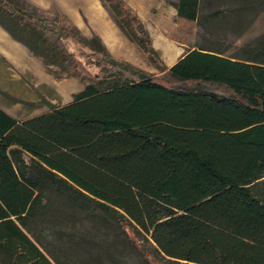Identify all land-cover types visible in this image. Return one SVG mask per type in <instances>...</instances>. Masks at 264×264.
Masks as SVG:
<instances>
[{
  "label": "trees",
  "instance_id": "1",
  "mask_svg": "<svg viewBox=\"0 0 264 264\" xmlns=\"http://www.w3.org/2000/svg\"><path fill=\"white\" fill-rule=\"evenodd\" d=\"M104 1L128 39L159 54L135 11ZM199 6L175 5L190 21ZM60 23L0 0L16 42L88 83L30 119L0 108V264H264V48L190 49L168 84ZM63 40L89 48L100 72ZM115 244L141 256L106 259Z\"/></svg>",
  "mask_w": 264,
  "mask_h": 264
},
{
  "label": "rangeland",
  "instance_id": "2",
  "mask_svg": "<svg viewBox=\"0 0 264 264\" xmlns=\"http://www.w3.org/2000/svg\"><path fill=\"white\" fill-rule=\"evenodd\" d=\"M19 1L26 7L37 8L43 15L59 17L60 26L74 24L87 39L95 35L100 38L86 17L92 2L102 3L113 20L109 3L104 0ZM123 1L138 14L159 54L150 56L136 42L128 39L117 24L115 33H105L107 43L104 39L100 40L114 58L147 71L157 81L170 84L166 68L172 67L190 49L207 48L222 51L229 57H243L252 49L264 48V0H200L199 15L195 21L178 16L175 7L178 0H131L137 11L128 4L129 0ZM7 9L14 11L8 5ZM76 18L81 21L79 25L73 22ZM47 37L51 38L50 34ZM63 41L67 51L76 55L92 74L100 72L97 57L91 54L89 48L75 41ZM23 47L19 46L15 63L0 56V108L19 121L45 114L52 107L74 102L73 95L81 91L87 81L72 77L57 66L45 65L41 57ZM217 89L228 93L223 88ZM111 239H114L113 234ZM50 250L56 255L52 247ZM112 253L106 259L141 256L128 245L121 247L115 244ZM60 260L64 259L60 257ZM80 260H88V255Z\"/></svg>",
  "mask_w": 264,
  "mask_h": 264
},
{
  "label": "crops",
  "instance_id": "3",
  "mask_svg": "<svg viewBox=\"0 0 264 264\" xmlns=\"http://www.w3.org/2000/svg\"><path fill=\"white\" fill-rule=\"evenodd\" d=\"M128 4H130L136 11L138 10L133 1L129 0ZM86 17H88L89 22L91 23L92 26H94L95 32L100 36L101 39L106 40L105 39L106 32L115 33V31L117 30V25H115V23L113 22L109 12L106 11V9H104L102 3L100 4V3L92 2L91 6H89V8L86 11ZM73 22L76 25H79L81 23V21L78 18L73 19ZM82 31L84 30L82 29ZM18 45L20 47H23V44L19 43L18 41L16 42L5 29L3 28L0 29V56L2 58L4 57L11 63H15V61L18 59L17 55L19 54Z\"/></svg>",
  "mask_w": 264,
  "mask_h": 264
},
{
  "label": "bare ground",
  "instance_id": "4",
  "mask_svg": "<svg viewBox=\"0 0 264 264\" xmlns=\"http://www.w3.org/2000/svg\"><path fill=\"white\" fill-rule=\"evenodd\" d=\"M183 56V55H182Z\"/></svg>",
  "mask_w": 264,
  "mask_h": 264
}]
</instances>
